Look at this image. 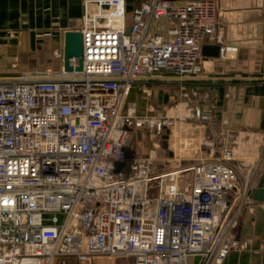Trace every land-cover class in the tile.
<instances>
[{
	"label": "built area",
	"instance_id": "obj_1",
	"mask_svg": "<svg viewBox=\"0 0 264 264\" xmlns=\"http://www.w3.org/2000/svg\"><path fill=\"white\" fill-rule=\"evenodd\" d=\"M217 32L210 0H147L130 25L125 0L88 1L81 72L71 58V72L0 77V264H223L247 249L236 150L164 171L154 152H126L129 89L155 71L196 79Z\"/></svg>",
	"mask_w": 264,
	"mask_h": 264
},
{
	"label": "crops",
	"instance_id": "obj_2",
	"mask_svg": "<svg viewBox=\"0 0 264 264\" xmlns=\"http://www.w3.org/2000/svg\"><path fill=\"white\" fill-rule=\"evenodd\" d=\"M88 1L97 0H0V77L52 71L34 67L55 65L56 60H60L61 69L65 33L83 30ZM125 1L130 25L134 10L147 0ZM175 1L185 4L202 0ZM210 1L217 9L218 32L205 39L203 46H221L224 57L202 55L203 72L190 81H177L164 71L153 72L132 86L126 108L128 102L136 108V93L143 90L137 88L138 84L192 89L199 95L200 104L188 110L191 117H176L173 111L165 116L168 126L175 123L173 120H181L178 145L173 146L168 129L169 137H163L165 148L156 140L152 148L137 156L147 157L154 152L159 161H188L234 149L243 162L231 164L238 172L241 187L252 196L264 179V0ZM90 8L95 10L96 6L91 4ZM12 66L18 68L13 70ZM197 110L207 119L197 118ZM233 234L251 243L244 255L231 253L223 264H264V203L252 200L246 204ZM98 264L104 263L99 260ZM114 264L132 261L120 259Z\"/></svg>",
	"mask_w": 264,
	"mask_h": 264
},
{
	"label": "rangeland",
	"instance_id": "obj_3",
	"mask_svg": "<svg viewBox=\"0 0 264 264\" xmlns=\"http://www.w3.org/2000/svg\"><path fill=\"white\" fill-rule=\"evenodd\" d=\"M58 53L60 49L56 50ZM58 59V58H57ZM13 70L18 67L12 66ZM45 70L59 71L60 70V60H56L55 65H46L41 67H34ZM137 88H143L141 92L136 93V108H135V118L131 120L129 124V134L127 139V155L131 156L132 153L137 156V154L142 155L147 151L148 148H152L153 141L159 140L161 147L165 148L166 143L163 142V137L167 135V130L171 129L172 133V144L175 145L181 141V136L179 130L181 120H173L175 123L173 125L163 126L161 135H157V121H165V116L169 111H173V115L176 117H182L191 114L188 110H194L200 104L199 95L195 94L192 89H182L179 86H171L168 84L164 85H148L146 83L136 85ZM132 89V87L129 89ZM128 92V95H129ZM127 95V99H128ZM129 104V102H128ZM127 108L134 105H128ZM167 121V120H166ZM185 124L193 123V121H187ZM177 131V133H175ZM239 153V152H238ZM241 158V156L239 155ZM175 162L170 163L164 160H160L155 163L156 169L158 171L169 170L174 167ZM191 176L188 175L187 179ZM247 249L243 252L236 253L238 255H244ZM104 264H114L118 260L112 259H99ZM98 260V261H99ZM96 261L95 264H98Z\"/></svg>",
	"mask_w": 264,
	"mask_h": 264
},
{
	"label": "water",
	"instance_id": "obj_4",
	"mask_svg": "<svg viewBox=\"0 0 264 264\" xmlns=\"http://www.w3.org/2000/svg\"><path fill=\"white\" fill-rule=\"evenodd\" d=\"M104 9H108L105 6ZM202 55L207 58H219L221 55V46L219 45H205L202 49ZM71 58H78L79 66L76 71L81 72L83 70V35L80 31H69L65 33L64 50H63V66L66 72H71L69 67V60ZM170 131L167 130L165 139L169 137ZM123 164L116 166V173L120 172L123 168ZM254 201L264 203V179H262L257 189L252 194ZM199 259H196L195 264H198Z\"/></svg>",
	"mask_w": 264,
	"mask_h": 264
},
{
	"label": "bare ground",
	"instance_id": "obj_5",
	"mask_svg": "<svg viewBox=\"0 0 264 264\" xmlns=\"http://www.w3.org/2000/svg\"><path fill=\"white\" fill-rule=\"evenodd\" d=\"M175 133H177V131H176ZM173 146H174V147L176 146L175 143H173Z\"/></svg>",
	"mask_w": 264,
	"mask_h": 264
}]
</instances>
